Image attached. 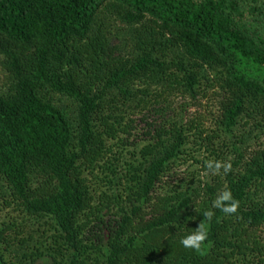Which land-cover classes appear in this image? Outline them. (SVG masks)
<instances>
[{"label":"trees","instance_id":"1","mask_svg":"<svg viewBox=\"0 0 264 264\" xmlns=\"http://www.w3.org/2000/svg\"><path fill=\"white\" fill-rule=\"evenodd\" d=\"M0 201V264H264V0H0Z\"/></svg>","mask_w":264,"mask_h":264},{"label":"clouds","instance_id":"2","mask_svg":"<svg viewBox=\"0 0 264 264\" xmlns=\"http://www.w3.org/2000/svg\"><path fill=\"white\" fill-rule=\"evenodd\" d=\"M205 167L206 169L211 170L212 175H221V173L227 175L232 171V164L230 159L226 161L207 160L205 161ZM239 206V200L233 196L230 189L225 187L213 199L211 208L204 211L202 215L208 220H211L212 217L215 215L213 209L219 210L225 215H232L238 212ZM196 211L198 210L196 209ZM207 238L208 229L202 220L193 232L181 238L180 243L185 248L200 252Z\"/></svg>","mask_w":264,"mask_h":264},{"label":"rangeland","instance_id":"3","mask_svg":"<svg viewBox=\"0 0 264 264\" xmlns=\"http://www.w3.org/2000/svg\"><path fill=\"white\" fill-rule=\"evenodd\" d=\"M3 214H4V211H3V209H2V203H1V201H0V217H2Z\"/></svg>","mask_w":264,"mask_h":264}]
</instances>
